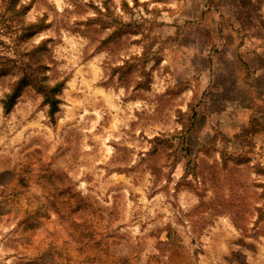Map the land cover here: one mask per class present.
I'll list each match as a JSON object with an SVG mask.
<instances>
[{"label": "rangeland", "instance_id": "rangeland-1", "mask_svg": "<svg viewBox=\"0 0 264 264\" xmlns=\"http://www.w3.org/2000/svg\"><path fill=\"white\" fill-rule=\"evenodd\" d=\"M67 187L103 246L51 207ZM241 253L264 264V0H0V264Z\"/></svg>", "mask_w": 264, "mask_h": 264}, {"label": "trees", "instance_id": "trees-1", "mask_svg": "<svg viewBox=\"0 0 264 264\" xmlns=\"http://www.w3.org/2000/svg\"><path fill=\"white\" fill-rule=\"evenodd\" d=\"M57 88L58 85H55L44 92V98L49 105L51 114L57 109V100L54 98V93ZM18 91L19 88L16 86L10 94L5 96L2 101L5 111H10L13 107L19 94ZM50 203L51 207H53L60 218L68 225V228H71L73 242L79 246V250L85 252V250H92L93 248L103 246L100 240L105 234L97 229L100 220L99 216L92 209H89L88 204L78 193L71 191V187L63 189L57 196L52 197ZM104 245L106 244L104 243ZM240 256L244 258V263L239 261L238 264H250L251 258L249 261L247 254L241 253Z\"/></svg>", "mask_w": 264, "mask_h": 264}]
</instances>
